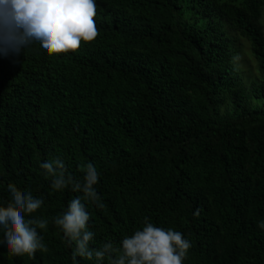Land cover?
I'll return each instance as SVG.
<instances>
[{
    "label": "trees",
    "instance_id": "obj_1",
    "mask_svg": "<svg viewBox=\"0 0 264 264\" xmlns=\"http://www.w3.org/2000/svg\"><path fill=\"white\" fill-rule=\"evenodd\" d=\"M94 21L74 52L0 57V201L13 183L48 221L47 252L0 245V264H72L54 220L78 193L39 167L56 157L100 174L95 247L148 218L190 242L183 264H264V0H96Z\"/></svg>",
    "mask_w": 264,
    "mask_h": 264
},
{
    "label": "clouds",
    "instance_id": "obj_2",
    "mask_svg": "<svg viewBox=\"0 0 264 264\" xmlns=\"http://www.w3.org/2000/svg\"><path fill=\"white\" fill-rule=\"evenodd\" d=\"M95 16L96 0H0V57L19 56L29 46H38L49 56L74 52L81 42L96 38ZM39 167L51 177L52 191L70 189L78 193L54 220L72 248V264H80V260L92 264H183L190 242L181 232L156 227L148 218H144L142 228L125 235L118 245L107 240L95 247L87 211L89 204L102 207L96 190L100 174L94 165H84L79 179L67 174L59 157ZM6 191L7 200L0 201V245L11 256L32 257L38 251L47 252L41 232L47 230L48 221L32 218L44 199L19 190L13 183L6 185ZM258 227L264 229V220Z\"/></svg>",
    "mask_w": 264,
    "mask_h": 264
},
{
    "label": "rangeland",
    "instance_id": "obj_3",
    "mask_svg": "<svg viewBox=\"0 0 264 264\" xmlns=\"http://www.w3.org/2000/svg\"><path fill=\"white\" fill-rule=\"evenodd\" d=\"M243 54H244V56L241 59H242V63L244 65V67L247 68V69L252 68V70H253L254 69V66H255V63L253 61H251L252 58L248 54V47H247V45L244 46V48H243Z\"/></svg>",
    "mask_w": 264,
    "mask_h": 264
}]
</instances>
